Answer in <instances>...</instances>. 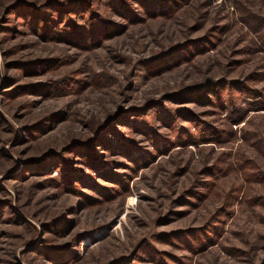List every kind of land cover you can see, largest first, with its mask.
Segmentation results:
<instances>
[{
	"label": "rangeland",
	"instance_id": "374dc122",
	"mask_svg": "<svg viewBox=\"0 0 264 264\" xmlns=\"http://www.w3.org/2000/svg\"><path fill=\"white\" fill-rule=\"evenodd\" d=\"M0 264H264V0H0Z\"/></svg>",
	"mask_w": 264,
	"mask_h": 264
}]
</instances>
